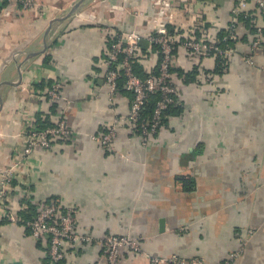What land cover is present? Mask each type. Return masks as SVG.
<instances>
[{
	"label": "crops",
	"instance_id": "obj_1",
	"mask_svg": "<svg viewBox=\"0 0 264 264\" xmlns=\"http://www.w3.org/2000/svg\"><path fill=\"white\" fill-rule=\"evenodd\" d=\"M237 1L34 0L26 9L19 1L3 6L0 177L22 158L28 128L64 117L70 133L48 149L36 147L8 197H0V264H48V242L35 239L19 218L29 209L25 198L57 201L64 213L74 207L82 233L139 237L142 250L122 248L115 264H264V42L254 63L246 60L253 25L264 27V9L254 1L249 19L239 17L236 50L225 66L215 55L177 49L179 108L146 145L129 122L119 125L112 148L91 137L106 133L115 113L126 115L132 103L125 90L117 93L115 109L108 99L103 62L114 32L143 36L137 72L150 75L160 61L148 40L159 8L172 14L173 33L192 29L219 40ZM57 81L63 98L51 101L44 93ZM241 238L243 250L235 255ZM97 262L105 263L98 242H70L59 264Z\"/></svg>",
	"mask_w": 264,
	"mask_h": 264
},
{
	"label": "built area",
	"instance_id": "obj_2",
	"mask_svg": "<svg viewBox=\"0 0 264 264\" xmlns=\"http://www.w3.org/2000/svg\"><path fill=\"white\" fill-rule=\"evenodd\" d=\"M9 2L19 1L23 8L30 7L34 0H7ZM251 0H238L233 7L234 18L227 26L226 34L222 42L233 41L236 43L239 38L238 26L239 17L247 19L249 17V3ZM259 7L264 9V0H252ZM136 13L143 14L142 9L136 7ZM158 23L153 33L148 36L150 45L159 47L161 60L158 67V73L149 75L146 78L140 77L134 67L138 59L143 36L137 31L114 32L113 42L104 58L105 81L109 88L108 99L112 108L115 105V99L118 92L119 81L124 76V87L132 92L133 99L129 112L126 115L115 113L113 120L109 123L107 132L104 134H93V140L99 141L104 147L112 148L113 142L117 136L119 125L129 122L133 130L142 138V143L146 145L148 139L157 134L162 127V118L164 109L169 104L175 102L174 96L178 92L172 72V63L175 45L179 42L185 49L191 50L199 56L221 55L230 57L236 50V46L224 45L219 40H212L205 35L196 36L193 30L184 33H172L169 29V22L172 14L169 9H158ZM264 42V27H258L254 40L250 44L249 54L246 60L254 63L253 54L259 50ZM62 82H55L44 94L51 100H61ZM150 93H159L153 117L150 121L144 120L142 111L146 99ZM43 95V93H42ZM115 109V108H114ZM115 112V111H114ZM70 129L67 120L62 117L56 120L52 125L39 127L32 126L26 130L27 143L22 153V158L14 160L6 166L0 177V197L6 199L8 192L14 181L15 175L19 169L30 158L36 147L50 148L52 142L58 137L68 138ZM27 206V205H25ZM37 214L26 225L31 229L32 236L37 240L48 242V264H58L65 259V249L67 243H81L96 241L102 247V253L105 262L115 264L119 258L122 248H128L134 252L141 251L140 238L131 234H108L96 237L91 233H82L76 228L75 214L76 209L72 206L67 207L65 213L62 206L57 201L46 202L44 200L37 203ZM9 218L12 221H18V217L9 212ZM23 221V219H22ZM245 239L241 238V246L235 255L243 250ZM193 264H201L199 260H193ZM94 264H99L94 263Z\"/></svg>",
	"mask_w": 264,
	"mask_h": 264
},
{
	"label": "trees",
	"instance_id": "obj_3",
	"mask_svg": "<svg viewBox=\"0 0 264 264\" xmlns=\"http://www.w3.org/2000/svg\"><path fill=\"white\" fill-rule=\"evenodd\" d=\"M1 1V3H0V10L3 8V6H7L8 5V3H9V1H7V0H0ZM247 19H249V17L247 18ZM257 25H253V33L255 34V32H256V30H257ZM169 29H170V31L173 33V31H172V28H171V26H169ZM226 34V31H225V33H224V35ZM223 35V36H224ZM202 36V35H201ZM223 36L219 39V43L222 45V46H224V45H234L235 46V43H233V41H227V42H222V38H223ZM113 41V40H112ZM157 47V52H158V54H159V56H160V60H161V54H160V50H159V47L158 46H156ZM179 47H183L182 46V44L181 43H177L176 45H175V48H174V55H173V59H174V56H175V54H176V52H177V49L179 48ZM187 50H189V49H187ZM190 52H192L191 50H189ZM193 53V52H192ZM193 54H195V53H193ZM218 59H219V65L220 66H225L226 64H228V57H225V56H221V55H218V56H216ZM137 60L135 61V63H134V67H135V71H136V73L140 76V77H142V78H146V77H148L149 75H146V76H144V75H142L141 73H138L137 72ZM159 63H160V61H159ZM174 64L172 63V72H173V75H174V72H175V69H174V66H173ZM158 67H159V65H158ZM158 67H157V69L154 71V73H152V74H150V75H154V74H157L158 73ZM124 82H125V79H124V76L123 77H121V79H120V81H119V86H118V92H122L123 90H125V91H128L127 89H125V87H124ZM117 92V93H118ZM128 92H130V91H128ZM131 94H132V92H130ZM132 96H133V94H132ZM174 98H175V102L174 103H172V104H169L168 106H167V108L166 109H164V112H163V118H162V127H163V125L167 122V118H169V116L171 115V114H173L175 111H176V109L177 108H179L178 107V99H179V96H178V92L176 93V95L174 96ZM133 99V98H132ZM158 99H160V94L159 93H150V95H149V97L146 99V103H145V105H144V108H143V111H142V117H143V119L144 120H147V121H150L151 119H152V117H153V114H154V111H155V107H156V103H157V101H158ZM41 123V126H44L45 125V121H42V122H40ZM40 126V125H39ZM161 129V128H160ZM53 143V142H52ZM22 202H24V203H26L27 205H28V208L29 209H24V210H22L21 212H19V218L21 217V218H23V221H22V223L23 224H26V222L27 221H29V220H31L36 214H37V212H36V208L38 207L37 206V203L35 202V203H32L29 199H24V200H22ZM34 214V215H33ZM59 264V263H58ZM103 264V263H102ZM104 264H108L107 262H105Z\"/></svg>",
	"mask_w": 264,
	"mask_h": 264
},
{
	"label": "water",
	"instance_id": "obj_4",
	"mask_svg": "<svg viewBox=\"0 0 264 264\" xmlns=\"http://www.w3.org/2000/svg\"><path fill=\"white\" fill-rule=\"evenodd\" d=\"M76 8H77V5L74 7L73 11H74ZM73 11H72V12H73Z\"/></svg>",
	"mask_w": 264,
	"mask_h": 264
}]
</instances>
